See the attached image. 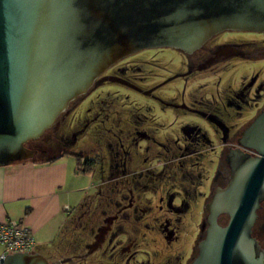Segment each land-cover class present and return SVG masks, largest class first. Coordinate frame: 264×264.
I'll return each instance as SVG.
<instances>
[{"label":"water","instance_id":"95a60500","mask_svg":"<svg viewBox=\"0 0 264 264\" xmlns=\"http://www.w3.org/2000/svg\"><path fill=\"white\" fill-rule=\"evenodd\" d=\"M226 30L264 32V0H0V167L31 160L28 141L57 126L120 59L157 47L190 53ZM236 140L225 156L227 184L204 206L188 264H264L253 235L264 200V108ZM70 261L37 251L0 256V264Z\"/></svg>","mask_w":264,"mask_h":264},{"label":"flooded vegetation","instance_id":"af4514ba","mask_svg":"<svg viewBox=\"0 0 264 264\" xmlns=\"http://www.w3.org/2000/svg\"><path fill=\"white\" fill-rule=\"evenodd\" d=\"M243 33L262 37L243 38L240 36ZM151 49L154 54L145 63L152 69H158L160 73H128L124 67H118V63L130 54L104 71L85 95L70 103V107L74 108L68 115L97 88L106 82H115L155 103L163 110V114L158 117L155 112L147 111L145 104L125 105V109L121 110L112 109L110 100L106 101L108 103L104 107L87 109L88 115L92 110L93 114L88 122L85 119L86 122L94 123L102 129L98 134L100 147L98 150L90 148L93 156H81L80 168H84L83 164H89L90 171H94L99 165L103 175L95 186L94 194L78 210L71 225L69 234L72 238V249L67 256L71 257V261L63 264H129L133 248L141 243H145V246H154L156 243L161 248L151 249L152 261L145 264H170L171 255L168 254L172 244L179 240L180 222L179 219H171L169 216L189 209L190 204L196 202L188 199L190 191L187 188L191 186L185 188L178 181L185 166L181 161L185 146L179 136L170 131L171 127H179L186 118L197 117L200 122L207 121L212 124L215 133L220 132V148L216 161L212 164L213 174L208 184V192L202 195L205 206L215 188L227 184L230 167L225 156L230 148L237 147L236 139L246 125L242 123L235 129L232 128L228 122L230 113H258L264 108V80L259 82L256 75L236 90L225 86L217 92H203L205 90H202V86L190 89L200 75L232 60L263 61L264 55L255 53L264 50V32L222 31L190 53L169 47ZM161 50L171 53L165 62L158 57ZM104 76H115L123 81H101ZM177 82L179 89L167 92L164 90ZM216 85L218 87L220 81ZM64 119L65 117L59 118L57 126H52L39 138L28 141L27 147L35 150L33 160H37L35 157L44 156L40 158L44 160L62 155L64 147L69 146L66 141L71 140L72 143L75 140V135H72V139H64L59 134ZM197 128V124H190L184 128V133L187 132L191 137ZM46 135L47 140L44 137ZM49 153H53L52 157ZM96 155L100 157L96 158ZM193 155L194 153L189 154L190 157ZM191 168L195 169L196 163L193 162ZM187 176L189 177L185 179L194 183L191 175ZM202 213V221L196 231L197 240L186 264L195 253L196 243L202 236L201 225L206 214L205 209ZM263 231L264 200L257 211L253 226V235L264 248L260 237ZM97 235H102L100 246L90 251ZM120 235L125 238L124 242L117 241L119 243L116 244ZM138 235L141 236L140 240ZM126 257L128 259L124 263Z\"/></svg>","mask_w":264,"mask_h":264},{"label":"rangeland","instance_id":"374dc122","mask_svg":"<svg viewBox=\"0 0 264 264\" xmlns=\"http://www.w3.org/2000/svg\"><path fill=\"white\" fill-rule=\"evenodd\" d=\"M240 36H243V38L245 37L253 39L262 37L261 35L253 33H243V35ZM159 53L160 55L158 57L162 59V62L167 61V57H170L169 55H171V53L166 50H161ZM153 54L154 50L151 48L142 49L138 52L132 53L129 57L119 62L118 67H124L128 73H137L141 71L143 74H151V72L158 74L160 73L158 69H152L147 65V63H145V61L151 60L150 57H152ZM255 75L258 77L257 80L259 82L264 80V60H232L229 63L215 67L211 71L200 75V77L194 81V85H191L190 89H195V87L202 86L204 87L202 90H205L203 92H217L221 91V88L225 86L229 89L236 90L241 88L246 81L250 80ZM217 81H220V85L218 87H216ZM177 89H179V82L172 83L170 86L164 88L166 92L168 90ZM109 100L112 101L110 105L112 109L121 110V108L125 109V105L130 106L145 104L147 111L155 112L154 114L158 115V117L163 114V110L161 108L156 106L155 103L149 102L145 98H142L141 95L119 85L118 83L106 82L104 85L91 93L84 101H82L80 105L73 111V113L67 115L61 123L59 134H62L64 139L69 137L72 139V135H75L76 137L72 143L71 140L66 141L67 144L69 143V146L64 147V154L75 157L77 156V160L79 162L83 154L87 156H93L90 148L93 147L95 150L99 149L100 143L98 134L102 129L100 130L94 125V123H87L90 118H92L93 114L92 110V112H90L88 115L87 109L89 107H104L108 103H106V101ZM143 101H145V103ZM164 113L169 115L168 111H165ZM255 115L256 113L253 112L242 114L230 113L229 119L227 116L225 117L229 120L228 122L230 123L231 127H234L235 129L242 123L247 124ZM190 124H197L198 126L197 130L191 137L187 134V132L184 133V128ZM170 131L176 133L179 136L181 143L185 146L182 152L183 158L181 160L185 166L183 171L178 176L180 177L178 181L183 183L185 188L189 185L191 186L187 188V191H190L188 199L189 201H196L195 203L192 202V204H190L189 209L180 212L179 214L169 216L171 219H179L180 222L179 240L176 244H172L168 254L171 255L170 264H186L187 259L191 255L192 248H194L193 244L197 240V227L200 221H202L201 213L204 209V203L202 201L204 198L202 195L208 192V184L213 174L212 164L216 161V156L220 148V132L215 133L212 124L207 121L200 122V119L197 117H191L190 119L186 118L184 121H182L179 127L178 125L173 126L171 127ZM47 136L48 135L44 136L46 138L45 140H47ZM190 153H194V155L190 157ZM49 154H51L50 156L52 157L53 153ZM99 157L100 155H96V158ZM35 158L40 160L39 157ZM193 162L196 163L195 169L191 168V164ZM79 165L81 166L82 164L79 162ZM171 172L173 173V170H171ZM188 174L191 175V178L195 184L191 183L192 180L189 181V179H185V177H189L187 176ZM102 175V170L99 165L96 166L93 172L88 174V178L85 183L88 186L87 193L89 198L94 194L96 188L95 186L98 184V182H100ZM261 213L262 212H260V214ZM222 221H226V218H223ZM70 230L71 227H69L67 234H69ZM154 237L158 238L157 236ZM260 237L261 242L264 244V231ZM140 238L141 236L138 235V240H140ZM124 239L125 238L120 235L116 240V244L119 242H124ZM144 244L145 243H141L140 246L138 245L137 247L133 248L131 253L132 259L128 260L129 264H145L149 260L152 261L151 249H161L156 243L154 246H145ZM36 250L37 249H33V251ZM43 254H45V252ZM59 254L60 255L54 254V256L60 259L63 258L60 257L61 255L67 257L69 252H63ZM47 258L50 259L49 257ZM177 258L179 259L177 260ZM124 259L125 260L123 262H127L128 258L126 257Z\"/></svg>","mask_w":264,"mask_h":264},{"label":"crops","instance_id":"0c3cea01","mask_svg":"<svg viewBox=\"0 0 264 264\" xmlns=\"http://www.w3.org/2000/svg\"><path fill=\"white\" fill-rule=\"evenodd\" d=\"M90 172L67 154L0 167V222L9 218L25 223L34 237V249L56 260L54 254L72 249L67 233L89 199L85 181Z\"/></svg>","mask_w":264,"mask_h":264},{"label":"built area","instance_id":"2783aa9c","mask_svg":"<svg viewBox=\"0 0 264 264\" xmlns=\"http://www.w3.org/2000/svg\"><path fill=\"white\" fill-rule=\"evenodd\" d=\"M0 245L3 249L0 256L3 257L15 252H33L35 240L25 223L7 218L0 222Z\"/></svg>","mask_w":264,"mask_h":264},{"label":"trees","instance_id":"16d2710c","mask_svg":"<svg viewBox=\"0 0 264 264\" xmlns=\"http://www.w3.org/2000/svg\"><path fill=\"white\" fill-rule=\"evenodd\" d=\"M51 159H53V158H50V159H47V160H51ZM83 167H84L83 170H85V171H90L91 170V167H89V164H83ZM221 220H223V218H221ZM64 239H66V233H65ZM56 249H58V247ZM60 257H64V256L61 255Z\"/></svg>","mask_w":264,"mask_h":264}]
</instances>
